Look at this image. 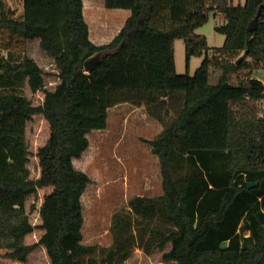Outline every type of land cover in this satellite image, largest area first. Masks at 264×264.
<instances>
[{
    "label": "trees",
    "instance_id": "obj_1",
    "mask_svg": "<svg viewBox=\"0 0 264 264\" xmlns=\"http://www.w3.org/2000/svg\"><path fill=\"white\" fill-rule=\"evenodd\" d=\"M105 1L131 15L112 40L98 45L84 0H24L21 17L0 0V36L39 40L54 70L29 54H0L3 257L28 264L43 246L51 264H124L136 249L151 255L170 245L163 260L175 264H264V82L251 77L264 64V0ZM211 13L224 19L216 30L226 37L214 49L195 32ZM178 39L188 68L192 57H204L194 75L177 72ZM100 51L107 54L86 71L85 61ZM215 72L219 78L211 84ZM27 86L44 93L42 104H33ZM122 104L163 125L155 138H141L158 157L162 193L133 196L112 217V244H90L82 198L94 181L74 161ZM36 115L49 123L50 136L37 152L40 176L32 178L26 127ZM47 187L52 191L35 226L26 200ZM37 228L44 231L40 239L26 243Z\"/></svg>",
    "mask_w": 264,
    "mask_h": 264
},
{
    "label": "rangeland",
    "instance_id": "obj_2",
    "mask_svg": "<svg viewBox=\"0 0 264 264\" xmlns=\"http://www.w3.org/2000/svg\"><path fill=\"white\" fill-rule=\"evenodd\" d=\"M8 9L16 17H21L24 0H5ZM238 0H235L237 3ZM131 11L123 8H108L105 0H84V16L90 26V38L98 44L109 42L124 26ZM224 19L210 14L209 21L198 27L195 32L207 37L208 45L212 49L224 45L225 35L216 30V26L223 24ZM14 56L29 54L47 71H54L51 60L40 47V41H28L22 37L10 38L7 33L0 36V54ZM204 57L191 58L189 68L186 61L184 40L175 42V61L179 74L194 75L200 67ZM219 74L211 75L210 83L218 81ZM56 81L49 79V87H54ZM26 93L34 105L44 102L42 92L34 93L27 86ZM163 129V125L150 117L142 108H135L130 104H122L110 110L108 128L95 130L89 136L91 146L81 159L74 161L78 169L85 171L93 178V183L83 195L85 225L83 233L86 243L109 246L112 244L110 226L113 215L123 207L128 206L130 199L137 194L150 196L162 193V176L159 160L150 147L141 138L153 139ZM50 127L43 115H36L27 123L26 138L31 151L28 167L32 178L40 176V166L37 152L48 140ZM52 191V187L42 188L30 195L26 200V209L33 225L42 223L39 209L44 196ZM33 205L36 208H33ZM43 230L37 228L27 235L26 243L37 242ZM157 251L151 255L136 249L133 256L124 264H175L164 261V252ZM0 264H22L3 257L0 251ZM28 264H51L45 247L37 249L30 257Z\"/></svg>",
    "mask_w": 264,
    "mask_h": 264
},
{
    "label": "water",
    "instance_id": "obj_3",
    "mask_svg": "<svg viewBox=\"0 0 264 264\" xmlns=\"http://www.w3.org/2000/svg\"><path fill=\"white\" fill-rule=\"evenodd\" d=\"M255 24H256V19L252 22V25H251V29H253L255 27ZM106 51H100V52H97L96 54L92 55L91 57H89L86 61H85V70L90 72L91 70L95 69L99 63L101 62V60L105 57L106 55ZM247 56V52H245L239 59V62L241 60H243L245 57ZM249 187H254V186H257L258 183H252V182H249Z\"/></svg>",
    "mask_w": 264,
    "mask_h": 264
},
{
    "label": "built area",
    "instance_id": "obj_4",
    "mask_svg": "<svg viewBox=\"0 0 264 264\" xmlns=\"http://www.w3.org/2000/svg\"><path fill=\"white\" fill-rule=\"evenodd\" d=\"M252 78H256L264 82V64H260L259 67L253 70ZM260 117L264 119V101L260 102Z\"/></svg>",
    "mask_w": 264,
    "mask_h": 264
},
{
    "label": "crops",
    "instance_id": "obj_5",
    "mask_svg": "<svg viewBox=\"0 0 264 264\" xmlns=\"http://www.w3.org/2000/svg\"><path fill=\"white\" fill-rule=\"evenodd\" d=\"M134 107V106H133ZM135 108H137V107H135Z\"/></svg>",
    "mask_w": 264,
    "mask_h": 264
}]
</instances>
